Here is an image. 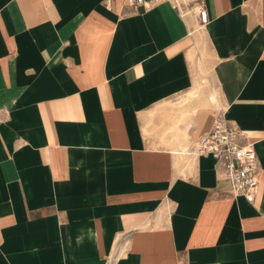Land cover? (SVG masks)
<instances>
[{
    "label": "crops",
    "instance_id": "crops-1",
    "mask_svg": "<svg viewBox=\"0 0 264 264\" xmlns=\"http://www.w3.org/2000/svg\"><path fill=\"white\" fill-rule=\"evenodd\" d=\"M149 1L0 0V264H264V0ZM220 111L252 203L192 153Z\"/></svg>",
    "mask_w": 264,
    "mask_h": 264
},
{
    "label": "built area",
    "instance_id": "built-area-1",
    "mask_svg": "<svg viewBox=\"0 0 264 264\" xmlns=\"http://www.w3.org/2000/svg\"><path fill=\"white\" fill-rule=\"evenodd\" d=\"M114 0H106L109 4ZM132 9L140 6L148 7L149 0H124ZM203 2V0H195ZM176 7L180 4L176 2ZM181 12L185 15L190 12ZM199 25L208 23V10L204 4L198 7ZM245 134L231 124L224 112H218L211 129L203 135L192 150L194 154H208L215 158L222 174L230 179L231 192L234 195H243L249 202H254L260 187L258 173L260 160L252 143L244 142Z\"/></svg>",
    "mask_w": 264,
    "mask_h": 264
},
{
    "label": "rangeland",
    "instance_id": "rangeland-1",
    "mask_svg": "<svg viewBox=\"0 0 264 264\" xmlns=\"http://www.w3.org/2000/svg\"><path fill=\"white\" fill-rule=\"evenodd\" d=\"M175 1L180 4V8H182L184 12L189 11L190 3L188 2V0H175ZM212 66H213L212 59H207L204 61L201 60L199 64V77L196 85V93L197 95L200 94L201 91H206L209 95L214 93L216 96L215 103L219 104L217 87L215 85V82L211 74Z\"/></svg>",
    "mask_w": 264,
    "mask_h": 264
}]
</instances>
